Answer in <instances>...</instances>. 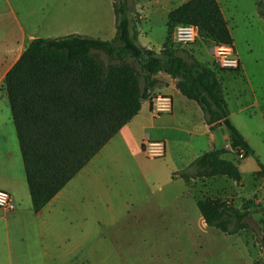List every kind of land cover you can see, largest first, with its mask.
Instances as JSON below:
<instances>
[{"label":"crops","instance_id":"1","mask_svg":"<svg viewBox=\"0 0 264 264\" xmlns=\"http://www.w3.org/2000/svg\"><path fill=\"white\" fill-rule=\"evenodd\" d=\"M188 1L132 0V9L138 18V44L160 53L166 38L171 37L168 14ZM67 2L59 0L61 5ZM110 2L112 12L106 9L101 18L98 10L92 27H85L82 8L74 10L73 21L67 20L66 15L59 18L52 9L48 17L33 18L34 15L22 12L21 16L25 17L20 19L12 9L10 24H5L4 0H0V83L28 43L39 38V31L44 27L54 32L67 29L70 35L111 41L116 28L112 0ZM257 2L217 0L233 40L232 47L240 60L237 71L220 69V72L240 77L235 79L240 87L237 91L231 89V95L222 81L221 85L230 122L232 116L246 117V133L234 127L252 151L243 159L237 158L247 163L249 177L243 166L227 157L236 153L230 147L226 127L220 125L211 131L199 105L179 91L177 80L158 72L152 76L156 83L147 89L138 114L45 207L34 212L5 90L0 93V190L7 192L15 204L12 212L0 209V264H100L101 245H114L110 238L105 242L100 236L101 204L109 220L116 210L127 216L129 212L141 227L174 228L191 221L207 227L197 209V196L191 182H201L206 192L201 197H218L231 202L238 210H242L244 202L264 208V149L259 147V151L250 144L252 138L264 136V62L255 56L243 55L239 46L243 42L250 53V42L243 37L256 32L264 35V18L259 14ZM47 4L52 7L54 3ZM49 36L57 38L59 35ZM209 43L212 45L206 51L204 47ZM212 46V41L200 38L178 48L183 55L207 65L210 61L214 63ZM156 95L170 97V113L154 115L150 112V101ZM255 116L259 118V127ZM252 130L257 134L252 135ZM147 141L163 142L164 156L146 158L142 145ZM214 150L226 151L221 158L237 165L240 182L224 176L196 177L193 162ZM181 172L188 175V182L177 175Z\"/></svg>","mask_w":264,"mask_h":264},{"label":"trees","instance_id":"2","mask_svg":"<svg viewBox=\"0 0 264 264\" xmlns=\"http://www.w3.org/2000/svg\"><path fill=\"white\" fill-rule=\"evenodd\" d=\"M112 6L116 35L111 41L80 35L35 38L4 76L34 212L45 207L138 114L147 89L156 83L152 76L158 72L177 80V88L199 105L211 131L226 127L231 149L252 153L229 120L215 71L183 55L171 37L160 53L141 47L132 0H112ZM257 6L264 18V2L258 0ZM176 24L197 26L207 41L233 43L217 0H189L180 5L168 14V27L172 30ZM94 51L106 56V66ZM129 60L141 69L144 86ZM225 152L214 150L199 156L192 164L196 177L224 176L240 182L237 165L221 158ZM177 175L186 182L190 179L185 172ZM196 206L207 227L232 236L246 228L244 220L253 205L244 202L238 210L229 201L203 196L196 198ZM253 207L254 213L264 211Z\"/></svg>","mask_w":264,"mask_h":264},{"label":"rangeland","instance_id":"3","mask_svg":"<svg viewBox=\"0 0 264 264\" xmlns=\"http://www.w3.org/2000/svg\"><path fill=\"white\" fill-rule=\"evenodd\" d=\"M43 1L41 3V0H4L5 24H10L12 9L20 19L25 17L21 16L22 12L34 15L33 18H42L44 15L48 17L52 9L53 14L57 12L59 18L66 15L67 20L73 21L75 20L74 10L82 8L81 15H83L85 27H92L98 10H100L101 18L105 16L106 9L109 8L112 12L110 0H80L81 3L79 0H68L67 4H64L66 6L59 4V0ZM50 1L54 3L52 7L47 4ZM77 14L79 17V11ZM69 31L65 29L54 32L44 27L39 31V38H53L49 36L53 33H58V37H65L70 35ZM246 39L250 42L251 52L249 53L245 44L240 42L239 46L243 55L255 56L264 62V35L256 32L243 37L244 41ZM211 45L212 43H209L204 47L206 51ZM93 53L104 66L107 65V59L103 53L100 51ZM204 59L206 61L207 58ZM128 62L133 64L139 75L140 84L144 86L143 78L140 77L141 69L133 60ZM207 66L215 71L219 81L223 82L224 88L228 89L229 95L233 93L231 89L235 91L239 89L240 85L235 79L238 80L240 77L231 73L221 74V70L212 61ZM4 90V84L0 83V93ZM245 118L243 115L232 116L231 122L233 126L243 129L246 133ZM254 118L259 127V118L256 116ZM252 131V135L257 134L255 130ZM250 144L256 149L259 147L264 149V136L252 138ZM227 157L243 166L246 176L248 175L249 167L245 161H238L236 155ZM191 185L195 196L201 197L206 194L201 182H191ZM102 210L101 204L100 236L105 242L110 238V243L114 241V245H101L100 264H255L256 262L264 264V214L254 213L253 206L248 210L250 217L244 220L246 228L232 236H226L217 229L202 226L194 221L174 228H159L151 225L141 227L136 225L132 213L128 212L127 216V213L116 210L112 220H109Z\"/></svg>","mask_w":264,"mask_h":264},{"label":"built area","instance_id":"4","mask_svg":"<svg viewBox=\"0 0 264 264\" xmlns=\"http://www.w3.org/2000/svg\"><path fill=\"white\" fill-rule=\"evenodd\" d=\"M197 26L190 24H176L171 30V41L177 46H188L201 38ZM214 64L221 70L237 71L240 60L232 45L214 43L211 48ZM172 109L171 99L168 96L156 95L150 101V112L154 115L170 113ZM142 151L148 159H159L164 156L165 145L160 141H147L142 145ZM236 157L243 159L246 155L242 149H236ZM0 209L6 212L15 210V204L11 196L0 190Z\"/></svg>","mask_w":264,"mask_h":264}]
</instances>
